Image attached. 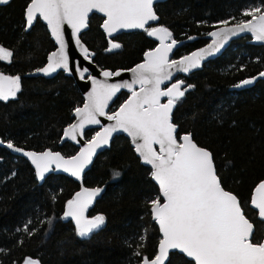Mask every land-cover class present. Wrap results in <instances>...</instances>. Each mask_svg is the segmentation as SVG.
<instances>
[{
    "label": "trees",
    "instance_id": "16d2710c",
    "mask_svg": "<svg viewBox=\"0 0 264 264\" xmlns=\"http://www.w3.org/2000/svg\"><path fill=\"white\" fill-rule=\"evenodd\" d=\"M28 3L9 0L0 5V46L13 53L11 62L0 60V73L21 78L16 97L0 100V137L25 149H51L71 156L78 147L71 142L60 145V140L84 97L74 78L64 72L53 78L27 76L43 66L56 48L41 19L26 30ZM257 6L264 11V0H166L155 6L160 17L157 27H167L171 39L184 41L174 55L179 58L207 44L208 34L221 26L219 21L249 20L242 13ZM103 22L102 15L93 14L81 35L93 61L103 69L131 68L158 43L144 30L109 38ZM113 42L121 47L108 51ZM262 70L264 46L252 43L250 36L235 40L202 69L177 77L184 81L183 88L194 87L186 91L173 112L178 134L191 133L198 145L213 153L223 187L238 197L245 216L254 224V240L264 238V221L250 203L256 186L264 180V79L236 85ZM130 94L123 90L110 112ZM94 133L93 129L86 135L90 138ZM114 171L121 173L119 178H114ZM151 171L124 134L115 136L111 147L97 156L82 185L56 173L40 182L26 158L0 146V264H23L28 258L39 264H141V257L153 259L161 234L147 202L163 199ZM82 187L102 189L87 216L106 218L102 229L87 239L75 234L71 218H62L67 202ZM136 251L141 256H135ZM166 264L194 262L173 252Z\"/></svg>",
    "mask_w": 264,
    "mask_h": 264
},
{
    "label": "snow or ice",
    "instance_id": "6c2138e0",
    "mask_svg": "<svg viewBox=\"0 0 264 264\" xmlns=\"http://www.w3.org/2000/svg\"><path fill=\"white\" fill-rule=\"evenodd\" d=\"M159 2L29 0L25 8L26 30L40 17L59 44L58 51L48 56L47 66L38 70L44 75H51L58 69L71 71L64 39L65 24L73 30L75 43L81 46L84 57L90 59L88 49L81 45L79 34L88 27L89 14L94 10L106 17L102 27L109 36L124 29H142L160 43L159 47L145 54L143 63L130 70L133 73L130 83L109 84L107 80L93 79L94 87L88 94L87 103L75 109L79 122L72 124L64 133L72 140H77V135L82 136L87 125L100 124L97 117L106 115L105 109L109 102L122 88L128 89L131 96L118 112L107 117L115 123L105 127L103 132H97L87 147L77 155L66 159L58 152H25L14 147L11 142H7V147L29 157L41 181L45 173L53 170V165L81 179L84 169L92 163L96 150L108 145L113 133H127L143 163L151 165V177L158 183L164 200L161 203L158 197L147 202L151 205V213L159 225L162 239L159 241L158 254L151 260L146 256L141 257V264H165L171 250L185 254L194 264H264V238L254 240V225L246 218L237 196L222 186L213 153L198 146L191 133L177 139L178 126L173 123V109L182 101L186 91L194 86L187 85L182 90L184 81L179 80L166 90L161 88L166 81L172 80L174 73L171 69L188 73L200 68L204 59L219 52L233 36L247 32L252 33L256 41L264 42V11L261 6L249 8L242 14L251 19L239 20L234 26H229L230 20L219 21L218 24L223 27H217L216 31L208 34L214 38L210 44L179 60L170 61L169 55L177 44L176 40L171 39L172 33L164 26L146 27L150 21L159 19L154 9V4ZM7 3L9 0H0V4ZM166 40H171V43H166ZM120 47L119 43H112L108 51ZM12 55L11 51L0 47V60L11 62ZM77 71L83 79L89 69L78 68ZM120 74L103 72L105 78ZM259 76L264 77V72ZM20 79L19 75L13 77L0 73V100L7 101L16 97L20 91ZM255 79H245L236 87L252 84ZM137 84L140 86L139 91L135 90ZM165 97L167 101L161 103V98ZM154 145L159 146V151ZM120 175L118 171L113 172L114 178ZM101 191L100 188H83L67 202V211L62 218L74 221L75 234L79 238H90L105 225L104 215L92 218L86 216L89 206ZM250 203L257 217L264 220V182L255 188ZM48 223L51 224V220ZM24 231H28L27 226ZM140 239L143 241L145 237L141 236ZM134 255L141 256V253L136 251ZM25 264H39V261L28 258Z\"/></svg>",
    "mask_w": 264,
    "mask_h": 264
},
{
    "label": "water",
    "instance_id": "95a60500",
    "mask_svg": "<svg viewBox=\"0 0 264 264\" xmlns=\"http://www.w3.org/2000/svg\"><path fill=\"white\" fill-rule=\"evenodd\" d=\"M164 1H166V0H160V2L159 3H162V2H164ZM158 3V4H159ZM0 5H4V4H0ZM157 4H154V9H155V6H156ZM155 11H156V9H155ZM95 13H97V14H100V15H102L103 17H104V19H106V17L104 16V14L103 13H99V12H96L95 10L92 12V13H90L89 14V19H88V26H89V21H90V18H91V16L93 15V14H95ZM157 13V12H156ZM158 15V14H157ZM158 17H159V15H158ZM38 19H41V21L44 23V24H46V22L45 21H43L42 20V18H40V17H37V20ZM36 20V21H37ZM36 21H34V23H33V25L36 23ZM160 24V17H159V19L157 20V21H150L149 22V24L148 25H146V27H151V26H158ZM236 23H232V24H230L229 26H234ZM33 25H32V27H33ZM47 25V24H46ZM103 25V24H102ZM31 27V28H32ZM219 27H223V25H221V26H219ZM31 28H28V29H31ZM48 28V27H47ZM88 29V27L86 28V29H82L81 30V32H80V34H79V39H80V41H81V45H83L85 48H87L88 49V51H89V53H90V59H86L85 57H84V54H83V52L81 51V46L80 45H77L76 43H75V39H76V37L73 35V30L67 25V24H65L64 25V39H65V43H66V51H67V53H68V56H69V65H70V69H71V71H66V70H64V69H58L55 73H52L51 75H44L42 72H40V71H38L39 69H42V68H44V67H46L47 66V63H48V59L46 60V62H45V64L43 65V66H41L40 68H38V69H36V70H34V71H32V72H30V73H28L27 74V76H34V77H39V76H43V77H45V78H53L54 76H56L59 72H64L66 75H68V76H71V77H73L74 78V80H75V82H76V84H77V86H78V88H79V90L81 91V93H82V95H83V97H84V103L82 104V106H80V108H82L83 106H84V104L85 103H87V98H88V94L92 91V89H93V87H94V85H93V83H92V81H93V79H95V80H99V81H105V80H107V83H109V84H115V83H122V82H125V81H127V82H131L132 81V79H133V73L130 71L132 68H134L136 65H138V64H140V63H143L144 62V60H145V54L148 52V51H150V50H148L145 54H144V59L140 62V63H138V64H136V65H134L133 67H131V68H128V69H118V70H116V71H112V70H109V69H103V68H101L97 63H95L94 61H93V59H92V57H91V50L87 47V45L83 42V40L81 39V35H82V33L83 32H85L86 30ZM102 29L104 30V28L102 27ZM48 30H49V32H50V29L48 28ZM137 30H139V31H143L142 29H124V30H120V31H117V32H114V33H112L111 34V36H109L108 35V33L104 30V32L106 33V35H107V37H113V36H115V35H117V34H119V33H122V32H133V31H137ZM217 30V28L216 29H214V30H212V31H216ZM211 31V32H212ZM50 34H51V32H50ZM245 36H250V37H252V43H254V44H258V45H263L264 46V42H259V41H256L255 40V38H254V35L252 34V33H247V32H245V33H240L239 35H237V36H233L231 39H229L225 44H224V46H223V48H221L220 49V51L219 52H217V53H215L214 55H211V56H208L206 59H204L203 61H202V63H201V67L200 68H197V69H193L192 71H190V72H188V73H182V72H177L176 71V69L175 68H173V69H171V71L174 73V75H173V78H172V80H169V81H166L164 84H162L161 85V88H162V90H166L167 89V87H170L171 86V84L172 83H175V81H176V79H177V77L179 76V75H185V76H188V75H190L191 73H193V72H195V71H197V70H200V69H202L203 68V65L207 62V61H210V60H213V59H215V58H217L218 56H220L227 48H228V46L233 42V41H235V40H238V39H240V38H242V37H245ZM51 37H52V39L54 40V42H55V44H56V48H55V50H53V51H51L49 54H48V56L52 53V52H56V51H58V49H59V44L56 42V40H55V38L51 35ZM155 38V37H154ZM156 39V38H155ZM214 38L213 37H211L210 35H209V42L207 43V44H205V45H203V46H201V47H198V48H196V49H194V50H192L191 52H189V53H187V54H185V55H183V56H181V57H179V58H174V55H175V52L177 51V49L179 48V47H181L183 44H184V41H176L177 42V44H176V46L172 49V52L170 53V55H169V60L171 61V60H179V59H181L182 57H184V56H186V55H190L191 53H193V52H195V51H198V50H200V49H203V48H205L208 44H210L211 42H212V40H213ZM156 41L158 42L157 43V45L153 48V49H151V50H154L156 47H159V40H157L156 39ZM166 43H171V41L170 40H166ZM48 56H47V58H48ZM88 68L89 69V72L88 73H85V75H84V78L83 79H81V77H80V75H79V72L77 71V69L79 68L80 70H82L83 68ZM104 71H110V72H113V73H115V72H120L121 74L119 75V76H115V75H113V76H111V77H108V78H105L104 76H103V72ZM261 72H264V70H262ZM260 72V73H261ZM259 73V74H260ZM259 74H257V75H255L254 77L256 78L255 80H254V82L253 83H255L257 80H259V79H264V77H260L259 76ZM4 75H7V76H11V75H8V74H4ZM254 77H252V78H254ZM252 83V84H253ZM249 85H251V84H249ZM139 89H140V86L137 84V85H135V90L136 91H139ZM123 90H128V89H121L119 92H117L116 93V95L113 97V99L109 102V104H108V107L105 109V113H106V115L105 116H98L97 118L100 120V124H95V125H87L85 128H84V133H83V135L82 136H80V135H77V140H72V139H70V138H68V137H66L65 135H64V133H65V131L72 125V124H75V123H78L79 122V117H77L76 115H75V111L73 112V115H74V120H73V122L71 123V124H69L68 126H66L65 127V129H64V131H63V135H62V137H61V140H60V145H62V144H64L65 142H71V143H73V144H75L77 147H78V150H77V152L75 153V154H73V155H71V156H64L60 151H52L51 149H46V150H44V151H52L53 153H60L62 156H64L66 159H68V158H71V157H73V156H75V155H77L84 147H87V145H88V143L94 138V136L96 135V133L97 132H103V129L105 128V127H108V126H110V125H112V124H114L115 123V121H112V120H109L107 117L109 116V115H113L115 112H118L119 111V109H120V107L130 98V96L117 108V110L115 111V112H110V108H111V106L113 105V103H114V101L117 99V97L119 96V94L123 91ZM167 101V98L165 97V98H161V103H165ZM175 109V108H174ZM174 109H173V112H174ZM174 123V122H173ZM95 130V133L92 135V137H90V138H88L87 137V135H86V133H87V131H89V130ZM179 133V128L177 127V139L179 140V138H180V136H182L183 134H187V133H182V134H178ZM120 134H124L125 136H127L129 139H130V141H131V137H129L128 136V134L127 133H124V132H115V133H113L112 134V136H111V138H110V140H109V143H108V145H105L104 147H102V148H99V149H97L96 150V154L93 156V158H92V163L91 164H89L85 169H84V172L82 173V178L81 179H77L75 176H72L71 175V173L70 172H65V171H63V169L62 168H60V169H58V168H56L55 167V165H53L52 166V168H53V170L52 171H50V172H47V173H45V178H44V180L48 177V175L49 174H51V173H56V174H64V175H68V176H70L71 178H73L74 180H76V181H78L81 185L83 184V178H84V176H85V174L92 168V166H93V164H94V161H95V159L97 158V156L100 154V153H102V152H104V151H106L107 149H109L110 147H111V144H112V141H113V139H114V137L115 136H117V135H120ZM194 140V139H193ZM0 141H3L2 139H1V137H0ZM77 141H79V142H77ZM194 142L196 143V141L194 140ZM132 143V142H131ZM14 145V144H13ZM133 145V144H132ZM198 145V144H197ZM0 146L1 147H5V148H7V149H9L8 147H7V142H5V141H3V143H0ZM134 146V145H133ZM198 146H200V145H198ZM14 147H19V146H16V145H14ZM154 147L156 148V150L157 151H159V146L158 145H154ZM200 147H202V146H200ZM19 148H21V149H23V151H25V152H36V153H42V152H44V151H41V152H38V151H34V150H31V149H25V148H23V147H19ZM203 148H205V147H203ZM207 149V148H206ZM13 154H16V155H19V156H22V157H24V158H26L29 162H30V164L32 165V167L35 169V166L31 163V159L29 158V157H27V156H25V155H23V152H16V151H14L13 149H9ZM136 152V151H135ZM136 154L139 156V154L136 152ZM140 157V156H139ZM141 158V157H140ZM141 160H142V158H141ZM142 163H143V160H142ZM144 165H146V166H148L149 168H151V165H147V164H145V163H143ZM215 164V163H214ZM151 170H152V168H151ZM38 179V178H37ZM39 180V179H38ZM44 180H39L40 182H43ZM156 184H157V186L159 187V185H158V183L155 181V180H153ZM261 182H264V180L263 181H261ZM260 182V183H261ZM259 183V184H260ZM258 184V185H259ZM257 185V186H258ZM223 186V185H222ZM256 186V187H257ZM84 187H82L81 188V190H80V192L82 191V189H83ZM225 189V188H224ZM160 190V189H159ZM226 190V189H225ZM226 191H228V190H226ZM230 192V191H229ZM232 193V192H231ZM160 194H161V197H162V193H161V191H160ZM232 194H234V193H232ZM235 195V194H234ZM253 195H254V192H253ZM238 198V197H237ZM163 199V198H162ZM164 202V200L161 202V203H163ZM251 207L254 209V207L251 205ZM255 210V209H254ZM247 218V217H246ZM152 219L155 221V219H154V217H153V215H152ZM264 221V220H263ZM156 222V221H155ZM251 222V221H250ZM252 223V222H251ZM156 224L158 225V223L156 222ZM254 225V224H253ZM158 227H159V225H158ZM254 231H255V228H254ZM160 234H161V239H162V233L160 232ZM160 239V240H161ZM159 245V244H158ZM158 251H159V249H157V254H158ZM173 252H178V253H180L178 250H171L170 252H169V257H168V259L165 261V264L169 261V259H170V255H171V253H173ZM180 254H182V253H180ZM186 258H188L189 260H191V258H189V257H187L185 254H183ZM192 261V260H191Z\"/></svg>",
    "mask_w": 264,
    "mask_h": 264
},
{
    "label": "rangeland",
    "instance_id": "374dc122",
    "mask_svg": "<svg viewBox=\"0 0 264 264\" xmlns=\"http://www.w3.org/2000/svg\"><path fill=\"white\" fill-rule=\"evenodd\" d=\"M154 27H157V26H154ZM150 28V27H149ZM114 43V42H113ZM112 44V43H111ZM1 47V46H0ZM109 48H111V45H110V47ZM176 82H178L177 80H176ZM182 90H183V87H182ZM91 190V189H90ZM94 201V200H93ZM93 203V202H92ZM67 211V210H66ZM86 216H87V212H86ZM88 217V216H87ZM95 217V216H94ZM88 218H92V217H88ZM23 264H25V262L23 263Z\"/></svg>",
    "mask_w": 264,
    "mask_h": 264
},
{
    "label": "bare ground",
    "instance_id": "6f19581e",
    "mask_svg": "<svg viewBox=\"0 0 264 264\" xmlns=\"http://www.w3.org/2000/svg\"><path fill=\"white\" fill-rule=\"evenodd\" d=\"M130 95H131V94H130ZM130 95H129V96H130Z\"/></svg>",
    "mask_w": 264,
    "mask_h": 264
},
{
    "label": "flooded vegetation",
    "instance_id": "af4514ba",
    "mask_svg": "<svg viewBox=\"0 0 264 264\" xmlns=\"http://www.w3.org/2000/svg\"><path fill=\"white\" fill-rule=\"evenodd\" d=\"M115 112V111H114Z\"/></svg>",
    "mask_w": 264,
    "mask_h": 264
}]
</instances>
